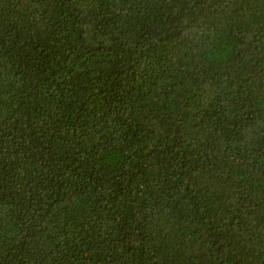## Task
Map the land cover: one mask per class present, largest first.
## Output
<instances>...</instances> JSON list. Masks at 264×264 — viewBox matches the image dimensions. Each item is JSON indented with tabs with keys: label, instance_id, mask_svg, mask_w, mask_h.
<instances>
[{
	"label": "trees",
	"instance_id": "1",
	"mask_svg": "<svg viewBox=\"0 0 264 264\" xmlns=\"http://www.w3.org/2000/svg\"><path fill=\"white\" fill-rule=\"evenodd\" d=\"M0 264H264V0H0Z\"/></svg>",
	"mask_w": 264,
	"mask_h": 264
}]
</instances>
